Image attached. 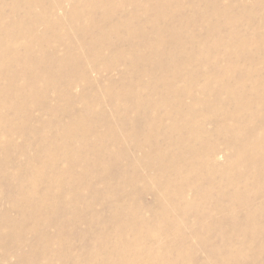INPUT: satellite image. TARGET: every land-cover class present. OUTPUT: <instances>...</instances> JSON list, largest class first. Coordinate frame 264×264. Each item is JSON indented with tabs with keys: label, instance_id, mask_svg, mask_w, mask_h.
<instances>
[{
	"label": "rangeland",
	"instance_id": "374dc122",
	"mask_svg": "<svg viewBox=\"0 0 264 264\" xmlns=\"http://www.w3.org/2000/svg\"><path fill=\"white\" fill-rule=\"evenodd\" d=\"M262 83L264 0H0V264H264Z\"/></svg>",
	"mask_w": 264,
	"mask_h": 264
},
{
	"label": "bare ground",
	"instance_id": "6f19581e",
	"mask_svg": "<svg viewBox=\"0 0 264 264\" xmlns=\"http://www.w3.org/2000/svg\"><path fill=\"white\" fill-rule=\"evenodd\" d=\"M160 39V38H159ZM159 42H162L163 41V39H160V40H158ZM171 54H175L174 52H172ZM166 70V69H165ZM167 71V70H166ZM227 73H228V71H227ZM225 74V73H224ZM228 75V74H227ZM229 77V76H228ZM219 80H218V82L220 83V85L221 84H223L224 83V79H223V77H221V78H218ZM261 79V78H260ZM244 82H245V79L244 78H241V79H239L238 81H236L235 82V84L237 85V84H244ZM149 86H151V85H149ZM264 86V84L262 83V87ZM227 96H229V98H230V100H232V101H239L238 100V98L241 96V94L240 95H237V93L235 92V90L233 89V87L232 86H225V85H222V89H221ZM263 93H264V91L259 95V97L260 98H262V95H263ZM161 101H162V99H161ZM136 103H138V104H140V103H144V100H142V99H139V100H137V102ZM161 106V104H156V107H160ZM245 108V105L243 104V108H241V107H239V108H235V110H234V114H239L240 113V111H242V109H244ZM157 110L159 109V108H156ZM259 109V108H258ZM191 112H192V106H188L187 108H184V109H177V112L176 111H173V112H171V113H168L167 115H169V116H174L175 118H176V120L177 121H180L181 119H182V116L183 115H186V116H189V115H191ZM166 114V113H165ZM252 116L253 115H257V111H252L251 113H250ZM196 122H193V124H195ZM193 124H192V127H193ZM167 130H169V132H173V131H171V129L170 128H168ZM189 130H192L191 128L189 129ZM262 133L264 134V129H263V131H262ZM179 134H181V133H178V135ZM193 139H194V133L193 132H191V131H189V133H188V135L186 136V137H182V136H180V141H183V142H185L186 143V145H185V153L184 154H187L188 152H191L192 150H195V146L194 147H191L192 146V142H193ZM247 140H248V142H250L251 144H261L262 146L264 145V135H263V139H261V140H259V141H257V142H255L257 139H255L254 138V136H251V137H247ZM197 141V139H196V137H195V139H194V142H196ZM255 142V143H254ZM249 144V143H248ZM247 147H249V145H244L241 149H240V152L243 154V155H247V157H245V160H244V162L247 160V161H249V160H254V161H257V162H259V163H261L260 161H262V159H261V157L259 158L257 155H255V156H253L252 155V153L250 154V150L247 148ZM239 152V153H240ZM242 159V158H241ZM197 160V159H196ZM200 161V159H198L197 160V163ZM242 161V160H241ZM240 161V162H241ZM213 164V163H212ZM243 164H245V163H243ZM193 168H195L194 167V165L192 166ZM264 169V168H263ZM33 171H35V170H33ZM230 183L233 185V184H235V181L234 180H231L230 181ZM243 193V192H242ZM196 199V198H195ZM248 204V203H247ZM130 242H132V241H130ZM100 243V242H99ZM129 243V242H128ZM131 244H133V243H131ZM96 249H97V247H96ZM122 251V250H121ZM121 251H117V250H115V252L113 253V256H117L118 257V260H120V261H126L127 260V258L125 257V253H123V252H121ZM112 253V252H111ZM122 263H124V262H122Z\"/></svg>",
	"mask_w": 264,
	"mask_h": 264
}]
</instances>
